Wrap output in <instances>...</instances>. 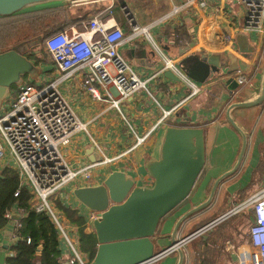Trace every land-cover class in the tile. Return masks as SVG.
Returning <instances> with one entry per match:
<instances>
[{"label":"crops","instance_id":"obj_1","mask_svg":"<svg viewBox=\"0 0 264 264\" xmlns=\"http://www.w3.org/2000/svg\"><path fill=\"white\" fill-rule=\"evenodd\" d=\"M188 2L189 0H84L71 3L65 1L52 2L29 7L35 10L48 6L66 5L68 9L66 20L70 23L66 29L72 33L81 32L83 24L92 17L98 14H107L113 18L110 23L115 21L122 28L124 35L128 37L131 33V25L121 7V4H124L131 12L135 23L148 28L159 48L166 55L178 58V66L188 56L196 54L213 55L225 50L246 63L245 71L238 70L233 75L246 74L250 76L249 84L237 86L234 90H230L234 86L232 83L226 82L227 77H213L199 83L202 90L186 101L177 111L171 113L165 122L157 127L155 125L159 122L161 112L144 90L134 93L123 101L120 104V112L128 117L136 135L143 136L148 132L149 135L143 143L131 152L115 161L102 163L92 169L89 179L76 177L57 192L58 197L54 195L51 198L52 206L57 215L66 226H70L72 232L79 229L81 222L87 226L85 228L86 233H89L88 228L90 227L88 223L90 211L74 198L72 190L76 187L100 184L112 170H120L132 176L138 186H149L152 179L149 177L145 166L148 161L160 157L167 126L186 124V126L204 128L205 148L207 153L211 151V159L205 164L202 175L190 194V203L170 215L163 223L160 237L154 239V251L160 250L158 245L164 244L165 240L168 244L170 243L167 236L170 230L166 231V227L171 219H173L172 224H174L181 213L202 202L215 178L233 166L240 150L241 136L227 120L226 110L230 104L237 101L252 100L257 94L264 69V33L245 29L246 8L239 0H205L203 8ZM107 5L111 6L110 14L105 11ZM79 17H84V20L78 21ZM208 28H217L218 32L214 33V38L218 40V43L215 44L206 39L205 33ZM238 33L247 34L248 42L254 47L249 59L242 57L237 50L235 37ZM95 37L97 35L91 34L89 38ZM193 40H195V44L181 53V48ZM144 48L148 51L153 50L149 42L142 36L125 39L118 47V52L125 57L132 70L141 78L152 76L160 66L157 56L154 63L151 56L142 54ZM30 61L34 64V72L30 75L27 74V80L41 85L60 77V72L49 55L45 58L38 56L30 59ZM38 65L43 66L39 74L36 70ZM82 76V71L76 70L58 84L60 93L68 99L77 118L85 124V130L75 132L69 144L62 148L64 157L74 170L94 162L92 160H95L96 157H101V160L115 157L135 141V136H131L125 130L122 114L111 107L110 100L100 101L93 98L82 86ZM147 86L165 109L171 108L187 94V87L181 83L173 82L162 74L149 79ZM9 93L10 91L7 97ZM3 101L0 104V113L6 109V105L2 107ZM229 114L247 135L244 156L236 172L225 178L218 186L210 207L208 206L207 213L204 212L203 216L194 220L195 222L185 223L183 231H186L189 225H195L205 217L211 216L210 219L196 226V229L224 214L244 201L264 183V157L262 158L261 152V147L264 145V100L253 107L232 108ZM94 141L100 146L101 151L94 145ZM1 160L0 174L4 168H11L15 171L11 162ZM261 176L263 177L261 178ZM19 185L20 179L18 177V181L0 195V213L2 216L8 210L12 211L11 192L15 191ZM21 191L28 196L30 194L28 188H21ZM15 221L10 219L0 226V264H6L7 259L15 253L13 246L18 239L14 229ZM233 222V224L237 223L236 220ZM70 236L76 240L78 247L86 252L96 245L91 236L80 237L71 233ZM84 238H88L86 245L83 243ZM178 238L180 237L178 236ZM184 251L186 253L184 264H188L192 258L191 250ZM227 251L231 254L234 264H237L234 250ZM61 252L63 264L69 255L63 241H61ZM28 254L29 251L24 255L21 264L28 263ZM173 254L171 264H175L176 261V254L174 252ZM159 261L157 260L154 264H166Z\"/></svg>","mask_w":264,"mask_h":264},{"label":"built area","instance_id":"obj_2","mask_svg":"<svg viewBox=\"0 0 264 264\" xmlns=\"http://www.w3.org/2000/svg\"><path fill=\"white\" fill-rule=\"evenodd\" d=\"M239 1L246 8L245 29L264 33V0ZM188 3H195L200 8L205 6V0H189ZM107 9L110 14L111 6ZM106 15L89 19L83 24L81 32L72 33L64 29L47 37L44 45L60 72V77L41 84L39 88L31 82H19L16 94L9 100L8 107L0 113V160L7 151L20 179V185L13 192V197L20 196L21 188L30 189L31 206L36 211L49 215L59 238L64 240L69 254L65 264H89L91 260L82 255L75 245L76 240L66 232V225L54 210L51 198L76 177L89 179L92 169L126 155L143 143L149 135V132L143 136L136 135L128 118L120 112V104L134 93L144 90L161 112L159 122L155 125L157 127L202 90L201 84L194 82L180 69L178 58L166 55L159 48L147 27L132 24L129 20L131 33L126 37L115 21L110 23L113 18ZM91 34L97 37L89 38ZM137 36H142L149 42L160 64L157 71L147 78H141L133 71L128 61L118 52L119 45L125 39ZM76 70L82 71V86L93 98L100 101L110 100L111 107L122 114L135 136V141L115 157L91 162L74 170L64 157L62 148L69 144L75 132L85 130V124L77 118L68 99L60 93L58 84ZM165 70L172 71L179 77L181 84L187 87L186 96L169 109L162 107L161 102L147 86L149 79L155 78ZM235 78L240 87L250 83V76L246 74H237ZM99 88L103 90L102 93ZM94 145L101 151L95 141ZM16 204L12 211L19 214ZM250 207L252 221L247 229L248 243L233 247V250L237 264H264V183L244 201L234 206L232 212ZM12 211L8 210L4 217L11 219ZM96 216L95 212H90L88 223L90 224ZM17 221L14 223L15 230L20 226ZM27 242L29 243V239Z\"/></svg>","mask_w":264,"mask_h":264},{"label":"water","instance_id":"obj_3","mask_svg":"<svg viewBox=\"0 0 264 264\" xmlns=\"http://www.w3.org/2000/svg\"><path fill=\"white\" fill-rule=\"evenodd\" d=\"M80 2L84 0H0V17L10 16L29 7L52 2ZM127 19L134 24L133 16L126 5L121 4ZM217 28H208L206 39L218 43L214 38ZM237 50L241 56L249 59L254 47L248 42V35L238 33L235 37ZM195 44V40L183 46L181 53ZM21 44L10 51L0 54V104L7 97L12 84H18L19 75L32 74L34 64L24 57ZM143 55L152 57L156 62L154 50H142ZM179 66L184 74L194 82L203 83L213 77H227L234 90L238 84L236 71H245L246 63L229 51L218 54H196L186 57ZM162 75L173 82L181 80L172 71L165 70ZM264 100V69L260 86L252 100L237 101L226 110L227 120L241 136V146L233 166L220 174L213 181L205 199L188 208L175 220L167 235L168 246L154 251V239L160 237L161 225L175 211L190 203V194L202 175L205 164L211 159V151L206 152L205 130L197 126H167L158 159L146 163V171L152 179L148 186H138L132 176L120 170H112L100 184L76 187L72 190L74 198L88 211L95 212L96 218L90 222L89 233L93 232L96 240V252L89 264H154L160 258L176 253L175 264H184L185 251L182 246L197 236L204 239L213 226L231 216L232 208L212 219L202 227L178 238L180 226L193 214L207 208L220 183L236 172L247 146L246 133L232 120L229 112L232 108L253 107ZM92 160V159H91ZM92 161H101L96 157ZM21 216L14 211L11 219ZM65 264V263H63Z\"/></svg>","mask_w":264,"mask_h":264},{"label":"rangeland","instance_id":"obj_4","mask_svg":"<svg viewBox=\"0 0 264 264\" xmlns=\"http://www.w3.org/2000/svg\"><path fill=\"white\" fill-rule=\"evenodd\" d=\"M34 18L37 19L38 17L36 18L33 16H29L28 19H24L19 23L15 22V21L21 20L22 18H20V17H12L9 19H0V50L9 49L11 46L12 47L15 46V44H17L18 42L28 41L24 45L25 47H28L26 52H28V51L32 52V50H34L32 52L33 55L39 56L40 58L48 57L49 54L46 51V48L44 45V39L46 37L42 39V37H40V36L44 35V34H41V28H44V27L46 28L47 26H49L52 22L51 21L52 19L50 16L47 15V16H44L41 21H37L34 24L33 23ZM8 22H11V23H8ZM39 24H40V26H39ZM39 32H40V36L38 35ZM30 39H32V40L29 41ZM23 55H25L26 57L28 56L26 54H23ZM30 56H31V54H30ZM42 67L43 66H39V65L36 66L37 74H39ZM19 79H20L19 80L20 82L28 81V82H31L33 85H35L37 88L40 87V84H38L37 82L33 83V81H31V80L30 81L27 80L28 79L27 74L26 75L20 74ZM16 88H17V84L14 83L11 85L9 96L7 97V99H4V101L2 103V107H4L5 105H6L5 107H8L10 98L16 94ZM99 90L101 93L103 92V90L101 88H99ZM122 120H123L126 132H128V134L133 136L132 130L129 128V126L127 125V123L125 122V120L123 118H122ZM2 145L4 148H6V145L3 142H2ZM261 152H262V158H263L264 157V145H262V147H261ZM2 157L3 158L1 161L6 160L7 162H11V160L8 158L9 154L7 153V151L3 154ZM0 164H2V162ZM262 177L263 176H261V178ZM29 191H30V189H29ZM58 195L59 194H56L57 197H58ZM209 207L197 212L196 214H193L188 219H186V221H184V223L180 226V228L178 230V236L183 237L187 233L193 231V229L196 226H198L201 223H204L205 221L210 219L211 216L205 217V218L201 219L195 225H192V224H191L192 226L189 225L188 229L186 231H183L185 223L187 224L188 222H195L194 220L203 216L204 212L207 213V209ZM178 211H175L172 214H174ZM251 213H252V207H250L249 209H245L243 211L236 212V213H234V215L232 214L230 217L226 218L224 221H222L221 223L216 225L209 233L204 232V235H207V237L205 239L202 236H197V237L193 238L192 240L188 241L186 244H184L182 246L183 250H191L190 255L192 258H190L188 264H234V261L231 258V254L227 250H233V247L235 248L236 245L238 247L240 245H245L248 243L247 229L250 226L251 221H252L251 220ZM235 220L237 221V223L233 224L234 223L233 221H235ZM172 221H173V219H171V221L168 223V225L166 227V231H168V229L171 231V228L173 225ZM162 225H161V227H162ZM66 232L68 234L71 233V234L77 235V236H79V234H80L79 229L75 230V232L74 231L72 232L70 230V226L68 227V225L66 226ZM159 234H161V232ZM61 241H64V240L61 238ZM167 244H168V242H166V240H165L164 244L158 245L159 249L164 248ZM75 245L79 249V251L82 253V255L85 258H87L88 260H90V254L84 250H81L78 247L77 242H75ZM173 256H174V254L170 253V254L160 258L159 262L171 264ZM186 262H187V260H186Z\"/></svg>","mask_w":264,"mask_h":264},{"label":"trees","instance_id":"obj_5","mask_svg":"<svg viewBox=\"0 0 264 264\" xmlns=\"http://www.w3.org/2000/svg\"><path fill=\"white\" fill-rule=\"evenodd\" d=\"M107 8L108 7H106L105 11H108ZM67 14V6L61 4L35 10L27 8L10 16L0 17V19L20 17L22 18L21 20L15 21L19 23L24 19H28L29 16H33L36 18L38 17L37 19L34 18L33 23L35 24L37 21H41L44 16L48 15L52 19L51 24L46 28H41V34H44L43 36H40V32L38 34L43 39L66 29L68 25H70L69 21L66 20ZM96 16H101V14ZM82 20H84V17L78 18V21ZM31 56L30 57L32 59L38 57L32 53ZM17 181V173L11 168H4L0 174V195H2V193H4L8 187ZM13 192L14 191L11 192L13 206L15 203H17L16 207L19 208L18 213L21 218L17 221L20 226L15 230L16 236L18 238L16 244L13 246L15 253L12 257L7 259L6 264H21L24 255L28 251L29 254L27 255V264H62L63 260L61 252V240L58 236V231L54 226V223L51 221L49 215L43 211L38 212L31 206V203L29 202L30 195L28 196L21 191L20 196L18 198H14ZM9 220L10 218H6L4 215L2 216L0 213V226ZM86 227L87 226L84 224V222L79 224V236L82 237L88 235L93 237L95 240L93 233L85 232ZM195 229H193V231ZM27 239H29V243L27 242ZM83 243L84 245L88 244V238H84ZM88 252L90 254V260H92L96 252V245L93 248H90Z\"/></svg>","mask_w":264,"mask_h":264},{"label":"flooded vegetation","instance_id":"obj_6","mask_svg":"<svg viewBox=\"0 0 264 264\" xmlns=\"http://www.w3.org/2000/svg\"><path fill=\"white\" fill-rule=\"evenodd\" d=\"M32 39H30L29 41H31ZM28 41H26V42H18L17 44H20L21 43V45H20V47H22V52H21V54L23 55V54H26V55H28L27 57L25 56V55H23V56H25L27 59H32L29 55L34 51V50H32V52H26V50L28 49V47H25L24 45H25V43H27ZM17 44H15V45H17ZM33 46V45H32ZM31 46V47H32ZM30 48V47H29ZM12 49V46L9 48V49H6V50H0V54H2V53H4V52H7V51H10ZM29 53V54H28Z\"/></svg>","mask_w":264,"mask_h":264}]
</instances>
